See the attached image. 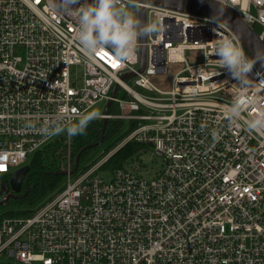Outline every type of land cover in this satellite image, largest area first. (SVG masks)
Instances as JSON below:
<instances>
[{"label": "built area", "instance_id": "2783aa9c", "mask_svg": "<svg viewBox=\"0 0 264 264\" xmlns=\"http://www.w3.org/2000/svg\"><path fill=\"white\" fill-rule=\"evenodd\" d=\"M123 2L138 15L140 3ZM222 2L259 25L264 42V0ZM47 3L0 0V181L61 136L71 146L66 132L40 130L57 110L84 113L102 101L121 111L100 117L145 120L130 137L151 143L164 166L153 178L118 167L106 179L103 158L69 174L31 215L0 216V256L19 264H264V136L223 115L237 97L249 114L264 109V75L254 64L260 83L243 95L205 55L218 33H235L210 17L147 4L146 22L158 20L159 32L127 60L106 49L88 59L72 39V19L53 11L48 21ZM198 241L206 250L194 255L189 245Z\"/></svg>", "mask_w": 264, "mask_h": 264}, {"label": "clouds", "instance_id": "9594fccd", "mask_svg": "<svg viewBox=\"0 0 264 264\" xmlns=\"http://www.w3.org/2000/svg\"><path fill=\"white\" fill-rule=\"evenodd\" d=\"M134 7V3L126 4L123 0H48L44 15L48 21L54 19L50 14L53 11L72 19V39L86 58L93 59L98 52L106 49L118 60H127L135 54L143 39L160 31L158 20L145 22L131 10ZM210 43L211 52H205V55L214 54L217 57L215 60L219 66L228 71L243 90V95L264 82H255L250 75L254 63H264V48H258L254 55H248L237 34L218 33ZM249 101L255 102L254 97H249ZM249 106L237 97L224 107L223 115L231 124L264 136V109L249 114ZM100 116L99 111L73 114L59 109L40 130L45 134L66 132L69 136L82 135L88 125ZM25 127L31 129L32 124Z\"/></svg>", "mask_w": 264, "mask_h": 264}, {"label": "rangeland", "instance_id": "374dc122", "mask_svg": "<svg viewBox=\"0 0 264 264\" xmlns=\"http://www.w3.org/2000/svg\"><path fill=\"white\" fill-rule=\"evenodd\" d=\"M139 13H140V9L138 10V15H139ZM254 29L257 33H259L261 30V27L259 25H256ZM154 34H156V33H154ZM141 55H142V49H141ZM201 58H202V56L200 54H194L193 55V53H191V59L193 62L200 61ZM176 69H178V65H174L173 70L175 71ZM114 88H116V90H115V93H113V95L121 96L120 94H118L119 93L118 91L121 89L120 88L117 89V86H115ZM114 88H113V90H114ZM144 92L150 93L151 96L152 95L156 96V97H162L163 96L162 93H158L155 91H144ZM124 98L131 99V97L128 95H125ZM110 102H112V101H110ZM108 104L106 101L99 102V103L95 104L91 108V110L92 111H99L101 114L107 113L109 111H110V113H120V111H121L120 106L117 108L115 103L110 104L109 106H108ZM144 112H145V110H143V113ZM134 113H136V112H134ZM104 118L100 117L98 119H101L104 121ZM144 122H145V120H139V119L127 118V117L108 118L105 127H104V122H103V126H102L103 135H102L101 140L96 142V143H92L86 147L88 152L86 153L85 157H83V159H81V157H80L81 152L76 153V150L74 149V146L72 143H71L72 146H70L69 148H68V146L66 147L65 152L60 156V159L63 160L61 162V166H60V170H61L63 176L58 181L59 183L57 182L58 185L55 187L56 189L52 190V192H50L46 197H44L41 201H39L35 204L25 205V204H21V203H15L14 201L16 198L25 197L29 191L28 178H27V174L29 172L28 171L26 174V177L23 181L21 190L19 192H14L10 188V190L7 193H5V194L0 193V216H1V218L11 216V215L7 214V212L8 213L24 212V215H25V214H27V212H29L31 210L32 212L29 214V215H31L34 212V210H36L41 204H43V203L45 204L46 201H48L51 198H54L58 193H60L62 191V189L64 188V186L66 184L67 176L69 174L73 175V174H78L81 170L85 171L86 169L89 168V166L92 163L100 161L103 158H107V161L105 162L104 166L98 171V173L101 176L105 177L106 179H109L112 176V170H113V168L112 169L108 168V167H110V163H112L114 157L117 155V152L126 143L135 140L134 138L130 137V134H132L140 126V124H142ZM120 123L122 124V127H120V129L116 132V134L114 136H111V137L106 136V129H113V127L116 126L115 124H118L120 126ZM132 124H136L134 126V129H133ZM107 125H108V128H106ZM103 127H104V130H103ZM64 141H65V138H64ZM137 142H139V141H137ZM65 143L68 144L69 142L68 143L65 142ZM140 143L146 145V146L142 145V146H144L142 151H140V152H142V154L134 155L132 158H130L124 164V167L134 169V170L138 171L140 174L146 176L147 178H153L159 173V171L161 170V167L164 166L163 159L161 157H158L153 152L152 147H151V145H152L151 143H149V142L148 143L140 142ZM66 156H67V158H66ZM67 160H68V163H70L69 166L68 165L66 166ZM29 163L30 162H28V164ZM118 167H120V166H118ZM118 167H116V168H118ZM10 177L11 176H9V178ZM2 181L3 180L0 181V185H1ZM59 188H61V190L58 191ZM201 227H203V226L200 225L199 228H201ZM202 249L206 250L205 244H201L200 241H198L197 245H195V246L189 245V251H193L194 255L203 254ZM0 264H19V263L13 261L12 259H10L6 256H0ZM35 264H42V263L37 262Z\"/></svg>", "mask_w": 264, "mask_h": 264}, {"label": "trees", "instance_id": "16d2710c", "mask_svg": "<svg viewBox=\"0 0 264 264\" xmlns=\"http://www.w3.org/2000/svg\"><path fill=\"white\" fill-rule=\"evenodd\" d=\"M103 122L104 121L101 119H95L88 125L84 134L72 136L71 143L73 144L76 153L81 152V159H83L88 152L86 148L88 145L101 140L103 135ZM108 125L106 128H108ZM115 125L116 126L113 127V129H106V136H114L120 127H122L121 123L120 126L118 124ZM132 125L134 129L136 124ZM142 145L145 144L137 142L136 140L126 143L117 152V155L114 157L108 168L114 169L118 166L124 167V164L134 155L142 154V152H140L144 147ZM66 147L67 144L64 141V137L61 136L59 139L48 143L32 155L29 160L30 170L27 174L29 191L25 197L16 198L14 201L15 203L25 205L35 204L46 197L52 192V190L56 189L55 187L58 185V181L63 176L60 170L61 162L63 160L60 159V156L65 152ZM59 190H61V188H59L58 191ZM31 212L32 211L30 210L25 215L24 212H7V214L11 216H28Z\"/></svg>", "mask_w": 264, "mask_h": 264}, {"label": "water", "instance_id": "95a60500", "mask_svg": "<svg viewBox=\"0 0 264 264\" xmlns=\"http://www.w3.org/2000/svg\"><path fill=\"white\" fill-rule=\"evenodd\" d=\"M140 3L139 18L146 22V5L152 4L160 7L174 9L186 13L210 17L216 19L240 37L241 43L245 47L248 55H254L258 48H264V42L260 39L254 28L248 25L240 16V14L231 6L221 3L220 0H133ZM146 38L142 40L145 42ZM143 60L145 61L146 48L142 46ZM260 72L264 75V63L257 61L254 63ZM143 66L140 71H142ZM114 88L113 93H115ZM108 106L111 102H108ZM108 118H104V127ZM103 127V130H104ZM30 170V165L27 164L13 172L10 178H6L0 185V193H7L10 188L14 192L21 190L23 181L27 172ZM14 195V194H13Z\"/></svg>", "mask_w": 264, "mask_h": 264}, {"label": "bare ground", "instance_id": "6f19581e", "mask_svg": "<svg viewBox=\"0 0 264 264\" xmlns=\"http://www.w3.org/2000/svg\"><path fill=\"white\" fill-rule=\"evenodd\" d=\"M174 57L178 59V58H182L183 56H182V54H180V53H176V54H174ZM138 173H139V172H138Z\"/></svg>", "mask_w": 264, "mask_h": 264}, {"label": "snow or ice", "instance_id": "6c2138e0", "mask_svg": "<svg viewBox=\"0 0 264 264\" xmlns=\"http://www.w3.org/2000/svg\"><path fill=\"white\" fill-rule=\"evenodd\" d=\"M99 54H100V53H98V55H99ZM113 66L115 67V66H116V64L114 63V64H113Z\"/></svg>", "mask_w": 264, "mask_h": 264}]
</instances>
